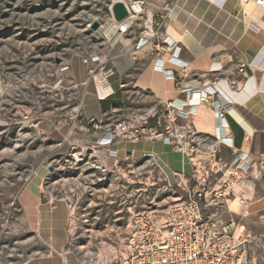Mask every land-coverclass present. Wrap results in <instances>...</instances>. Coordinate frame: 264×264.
Segmentation results:
<instances>
[{"label": "rangeland", "instance_id": "rangeland-1", "mask_svg": "<svg viewBox=\"0 0 264 264\" xmlns=\"http://www.w3.org/2000/svg\"><path fill=\"white\" fill-rule=\"evenodd\" d=\"M160 1H166L169 10L175 3ZM112 4L113 0H0V264H32L46 257L54 264L114 262L123 253L133 213H149L161 221L184 189L202 182L210 189L220 182L222 172L214 157L188 156L190 169L175 168L176 175L171 170L170 176L152 153L133 156L123 149L107 159L113 146L135 141L101 145L105 130L114 128L118 118L108 120L102 114L92 120L82 103L94 82L98 94H104L99 84L103 65L104 70L108 64L119 70L126 65L124 70L138 73L141 64L153 60L147 50L158 42L155 38L142 51L134 50L135 26L107 42L101 27L113 16ZM167 13L158 12L156 19L164 14L159 31L170 35ZM93 21L99 23L96 29L91 28ZM178 45L183 47L180 41ZM230 54L236 63L238 55ZM79 58L86 60V69ZM153 105L125 104L132 109ZM32 182L36 189L41 183L39 206L65 210V241L59 249L40 233L39 215L27 211L24 199ZM257 194L254 199L264 193ZM243 195L249 197L248 191ZM250 199L243 210L223 208L220 216L245 226L251 237L248 258L251 264H264V206L250 213Z\"/></svg>", "mask_w": 264, "mask_h": 264}, {"label": "built area", "instance_id": "built-area-1", "mask_svg": "<svg viewBox=\"0 0 264 264\" xmlns=\"http://www.w3.org/2000/svg\"><path fill=\"white\" fill-rule=\"evenodd\" d=\"M134 1L138 2L140 11L136 14L124 4L128 14L121 21H117L116 32L121 35L128 34L135 26L138 31L134 32L133 39L134 50L137 51H142L147 44L153 43L151 40H158L151 44L147 50L149 54H146L154 56L153 68L172 81L176 91L182 96L179 98L181 104L178 106L174 99L165 98L150 108L132 109L125 106L124 111L129 110L127 114L122 107V110L104 112L106 119L117 117L118 122L114 128L107 127L99 143L109 145L120 139H164L173 152L187 157H214L220 145L229 146L230 142L223 134L227 127L221 117L223 108L219 106V99H214L213 102V98L217 95L225 100L220 89H217L221 84L225 90L232 88L233 93L244 89L251 77L246 72L247 64L238 63L237 67L229 71L230 76L234 73L243 76L241 84L235 79L219 77H215L202 88L183 84V80L191 73L188 71V63L180 57L178 41L170 43L169 33L159 31L164 14L159 16L158 21V12L151 8L149 0ZM248 1L250 0H240V3ZM251 1L264 7V0ZM163 7L169 11L166 1ZM142 13L147 16H142ZM148 26L151 30L147 29ZM164 56L166 62L162 63ZM104 68L105 65L101 68L102 81L99 84L107 87L108 79L114 71ZM223 69V64L217 61V65L209 67L208 70L220 72ZM123 85L122 83L120 86ZM211 87L216 90L210 91ZM198 94L200 102L214 105L220 124L217 126L218 133L213 138L200 134L192 123L191 102L193 96ZM96 125L95 123V127ZM113 155L116 152L110 150L109 156L114 157ZM256 155L263 156L264 152L248 149L246 153L238 154L230 161L219 160L216 166L217 171L222 172L219 184L208 189L202 182L191 189H184V194L169 207L161 221L149 213H133L127 225L122 255L114 262L102 264H251L248 258L251 240L249 232L244 225L220 215L223 208L229 210L228 201L236 198L238 191L235 186L242 180L252 183L254 187L249 173L257 165L252 159Z\"/></svg>", "mask_w": 264, "mask_h": 264}, {"label": "crops", "instance_id": "crops-1", "mask_svg": "<svg viewBox=\"0 0 264 264\" xmlns=\"http://www.w3.org/2000/svg\"><path fill=\"white\" fill-rule=\"evenodd\" d=\"M174 2L170 12L172 16L169 15L172 33L170 35L182 43L180 57L188 63V71L191 73L182 83L202 88L204 85L207 86L215 77H219L235 79L238 84H241L244 80L243 76L235 73L230 76L229 71L237 67L238 63H245L247 64L246 72L248 76H251L250 81L254 79L253 87H256V89L249 90L250 93L247 96L243 89L239 93H232L231 91L225 93L226 98L234 107L217 95L214 96L213 102L214 99H219V106L223 108L221 117L227 125L223 134L230 142L229 146L220 145L218 147L217 156H214V164L217 166L219 160L230 161L234 156L246 153L248 143L253 142L255 135L260 137L264 150V7L256 5L251 0L245 5H242L240 0H175ZM154 4L157 5L153 6L156 12L167 11L163 7V3L159 5L158 1H154ZM246 7L250 8L249 11L251 12L245 17V20L249 18L247 21L243 20V12ZM177 32L182 33L177 35ZM178 37L179 39H177ZM230 51H234L238 55L239 59L236 63L232 62V56L229 55ZM214 61H220L224 69L220 72L209 71V66ZM141 65L142 68L139 72L134 71L136 72L134 74L129 72L130 70H124L126 65L121 67L123 70H119L115 64H108V67L114 71V74L108 79L109 86H101L104 94L99 95L97 84L93 80L97 109H94L91 114H87L84 108L85 113L89 117L99 119L104 112L117 111L121 107L123 109L127 103H154L155 105L159 100L165 98L174 99L175 104L179 103V98L182 96L176 91L171 81L153 68V60ZM122 83L124 85L120 86ZM219 89L224 92L221 87ZM209 90L213 91L216 88L211 87ZM110 92H112L111 95L106 97ZM236 107L248 119L241 115ZM190 112L192 123L200 134L213 138L218 133L217 126L220 123L212 103L192 101ZM154 141L155 143L151 144L162 145L165 150L159 148L160 151L163 150V153L170 155L172 162H175V156L180 154L170 153L168 149L171 150V148L166 140L155 139ZM129 143L146 144L136 141L127 144ZM117 146L119 147L117 152L120 153L126 149L133 155L132 150L125 147L124 143L112 148ZM163 153L159 152V155ZM108 158L111 157L107 156ZM252 159L257 163L249 173L252 182H254V187L248 191L249 197H245L246 199L251 198V202H249L250 213L254 208L262 209L264 206V194L258 198H253V195H258L259 191L264 193V155H256ZM175 168L181 167L174 164L173 172ZM261 173L263 174L261 175ZM32 185L30 184L26 188L24 200L27 203V211L33 209L39 215V219H41L40 233L46 234L52 245L59 249L65 241L64 225L67 218L65 210L63 207L51 210L48 207L39 206L41 205L38 201L39 192ZM237 194L238 196H245L240 191ZM57 212H62L61 224L55 220L58 216ZM55 258L58 262V258ZM39 260H44V264H54V259H50V257L33 259L32 264H41Z\"/></svg>", "mask_w": 264, "mask_h": 264}, {"label": "bare ground", "instance_id": "bare-ground-1", "mask_svg": "<svg viewBox=\"0 0 264 264\" xmlns=\"http://www.w3.org/2000/svg\"><path fill=\"white\" fill-rule=\"evenodd\" d=\"M114 1H118V0H113V2ZM119 1H122L127 7H129L133 12H135L136 14L140 11V6H139V4H138V2H136V1H134V0H119ZM154 1H158L159 2V5H161L162 4V1H160V0H154ZM154 1H152L153 2V5L154 6H157V5H155L154 4ZM246 3H243L242 5H245ZM110 8H111V6H110ZM109 8V9H110ZM152 9H153V7H152ZM249 9L250 8H245L244 9V12H243V15H244V18H243V20H245V17L246 16H248L251 12L249 11ZM154 10V9H153ZM165 10H167V9H165ZM172 11V9H170L169 10V14H168V17H169V15H170V12ZM252 11V10H251ZM261 11V10H260ZM166 12H168V10L166 11ZM258 13V12H257ZM256 13V14H257ZM264 13V12H263ZM150 15H151V13H149V15H148V19H150ZM170 16H172V15H170ZM250 17V16H249ZM261 17V16H260ZM248 18V17H247ZM249 19V18H248ZM247 19V20H248ZM247 20H245V21H247ZM104 31H103V36H104V38H105V40L108 42V41H110L112 38H113V36L114 35H116V29H117V21L114 19V17L113 16H111L110 17V19L108 20V22H107V24H105V25H102V27H101ZM248 28V27H247ZM148 30H151L150 29V26H148V28H147ZM116 37V36H115ZM118 38H120V35H118L117 36V38L116 39H118ZM173 41H175L176 42V40L170 35V43H172ZM79 62H80V64L81 65H83L84 66V68L86 69V67H87V63H86V60H83V59H80L79 58ZM166 62V57H164L163 58V60H162V63H165ZM77 64H75L74 66H76ZM217 65V61H214V62H212L211 64H210V66L209 67H214V66H216ZM78 67V66H77ZM79 68V67H78ZM82 80L83 79H80V82L81 83H84V82H82ZM154 80V79H153ZM169 81H171V80H169ZM253 81H254V79H252L249 83H248V85H246L245 86V88L243 89L244 91H245V94H246V96L247 95H249L248 93H250V91L249 90H251V89H256V87L254 88L253 87ZM90 82H93V79H91V80H89V83ZM155 82H156V80H155ZM172 82V81H171ZM80 83V84H81ZM89 83H88V85H89ZM94 84V83H93ZM80 86H82V85H80ZM93 86V85H92ZM90 87H91V84H90ZM219 87H221L222 89H223V91L224 92H222L221 91V89H220V91H221V93L225 96V93H228L229 91H231L232 93H233V91H232V88H230V87H228V90L226 89L225 90V88L222 86V84L221 85H218V88L217 89H219ZM89 93V92H88ZM162 93V92H161ZM164 95V94H163ZM199 97H200V94H198V95H194L193 96V99H192V101H196V100H198L199 101ZM95 99H96V91H95V87L93 86V89H90V93L88 94V96L87 97H85V99H84V102L82 103L83 104V106H84V108H85V110L87 111V113L88 114H91V112L94 110V109H97V104H96V101H95ZM177 100V99H176ZM224 101H227L228 103H230V101L226 98V96H225V100ZM200 102V101H199ZM178 104V106L181 104V102L179 101V103H177ZM231 105H233L232 103H230ZM233 107H234V105H233ZM74 109H77V108H74ZM236 109L238 110V111H240L237 107H236ZM241 112V115H243L242 114V111H240ZM246 119H248L245 115H243ZM91 118H94V117H91ZM94 119H96V118H94ZM255 126V125H254ZM256 127V126H255ZM128 142H126V144H124V146L125 147H128V148H130L131 150H132V152H133V155H138V154H140V155H142V154H146V153H153L154 155H155V158L158 160V162L160 163V164H162L163 166H164V168L166 169V171H167V173L169 174V176L171 175V170H172V167L174 166V164L175 165H178V166H180L181 168H183V169H185V170H189L190 169V166H191V164H190V158H188L186 155H182V154H180V155H176V158H175V162H172V158L170 157V155H168V154H166V153H163V150H165L164 148H163V146L162 145H159L158 144V146H157V144H151V143H146V144H137V143H129V144H127ZM117 148H119L118 146L117 147H115V148H112L111 150H112V152H116V150H117ZM159 148H161V149H163V150H161L160 151V149ZM159 149V150H158ZM248 149H253V150H258V151H260V152H264V150H263V146H262V143H261V141H260V137L259 136H254V138H253V142L251 143H248V146H247V151H248ZM159 152H161V153H163L162 155H159ZM165 152V151H164ZM110 157H112V156H110ZM103 163H105V164H107V161H103ZM172 175H176L174 172H172ZM173 178V177H172ZM33 184V185H32ZM31 185L32 186H34L35 187V183L34 182H32L31 183ZM37 190L38 189H40V187H41V183H37ZM251 189H253V184L252 183H249V182H247V181H241V183L240 184H238V185H236L235 186V190L236 191H240L241 192V194H244V193H246L247 191H249V190H251ZM34 191V190H33ZM36 193V192H35ZM28 194H29V191H28ZM32 195V194H31ZM237 196H236V198L235 199H231V200H229L228 201V207H229V210L230 211H233V212H235V211H241V209L240 208H242V210L246 207V204L248 203V201H246L247 199L244 197V196H238V194H236ZM36 198V197H35ZM27 200H28V198H26ZM26 202V201H25ZM233 209V210H232ZM45 211V210H44ZM49 211V210H48ZM57 214H58V216L56 217V222L58 223V224H61L62 223V212L60 213V212H57ZM54 228V227H53ZM39 263H41V264H44V260H39ZM46 263V262H45Z\"/></svg>", "mask_w": 264, "mask_h": 264}, {"label": "water", "instance_id": "water-1", "mask_svg": "<svg viewBox=\"0 0 264 264\" xmlns=\"http://www.w3.org/2000/svg\"><path fill=\"white\" fill-rule=\"evenodd\" d=\"M128 14V11L126 9V6L122 1H114L112 4V15L116 21H121L124 19ZM99 26V23L97 21H93L91 28L96 29ZM128 154L130 151H127ZM52 169V168H51Z\"/></svg>", "mask_w": 264, "mask_h": 264}]
</instances>
